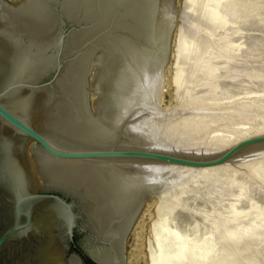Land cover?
I'll list each match as a JSON object with an SVG mask.
<instances>
[{"label": "rangeland", "instance_id": "rangeland-1", "mask_svg": "<svg viewBox=\"0 0 264 264\" xmlns=\"http://www.w3.org/2000/svg\"><path fill=\"white\" fill-rule=\"evenodd\" d=\"M171 24L160 76L126 103V123L191 154L264 133V0H173ZM177 168L130 229L126 264H264V150Z\"/></svg>", "mask_w": 264, "mask_h": 264}, {"label": "water", "instance_id": "water-1", "mask_svg": "<svg viewBox=\"0 0 264 264\" xmlns=\"http://www.w3.org/2000/svg\"><path fill=\"white\" fill-rule=\"evenodd\" d=\"M2 2L8 8L21 4V0ZM170 3L172 20L173 0ZM43 4L50 15L47 21L35 18L32 37L24 33L20 36L24 41L31 38L36 59L45 52L52 60L34 81L26 79L28 68L24 67L10 75L15 59L10 29L16 26L15 18L19 16L14 9L12 13L0 10V264H84L83 257L93 264H126L128 233L152 196L143 197L135 187L111 173L112 162L213 167L264 150V133L218 152L192 154L115 141L87 142L54 131L50 134L56 140L52 139L12 104L13 98L31 91L36 102L46 95L38 103L39 111L45 117L56 115L57 106L65 99L61 88L65 69L94 40L74 43L76 39L71 37L91 29L98 20L83 17L81 9L69 12L62 0H44ZM133 17L128 20L131 22ZM92 68L86 70L82 83L87 108L94 115L101 105L96 99L90 103V96L97 95L96 85L103 95L109 84L93 80ZM117 134L124 136L119 128Z\"/></svg>", "mask_w": 264, "mask_h": 264}, {"label": "bare ground", "instance_id": "bare-ground-1", "mask_svg": "<svg viewBox=\"0 0 264 264\" xmlns=\"http://www.w3.org/2000/svg\"><path fill=\"white\" fill-rule=\"evenodd\" d=\"M62 1L65 3L69 12L74 13L81 9L83 17L98 20L96 25L91 29L73 35L71 39H76L74 43L88 38H94V40L91 44L87 45L82 53L73 58L69 68L67 67L65 69L61 83V88L65 92V99H63L62 103L60 102L59 107L57 106L58 113L56 115L53 117L42 116L38 103L42 102L43 98H46V95L45 97L41 96L35 102L32 98L31 91H25L15 96L12 104L23 111L26 118L32 120L38 128L45 131L54 140H56V137L50 134L53 131L68 136V138L87 142L109 144L115 141L117 143L121 142L126 146L170 150L171 145L167 143L162 142L158 145H152L150 143V137L141 134L135 125H132V123L127 124L126 122L128 121L124 119L127 114L124 110L127 107L126 105L130 104L128 101L132 98V95L136 94L135 92H138L139 88L148 82L151 85L155 78L160 76H156V74L159 73V69H162L165 58L167 57L169 32L171 28L170 13L172 6L171 3L170 5L167 4L170 0ZM43 3L44 0H21L19 6L8 8L0 0V10H3V13H12L15 11V15L19 16L15 18L16 26L10 29L15 41V59L10 75L16 73V71L17 73L21 71L18 69L20 67L28 68L27 72H25V77L29 81H34L41 76L52 62L50 54L45 52L39 54L40 59H36L33 51L34 43L31 38L25 39V41L20 38V36H23L21 35L22 33L32 37V33L34 32L32 20L34 21L36 18V21H44L45 23L47 18H49V11ZM160 8H164V10ZM11 9H14V11ZM161 10L162 14L159 15V11ZM133 15L134 17L130 22L128 17H132ZM23 17L29 19H22ZM25 22H27V26H24ZM166 22L167 32L165 31ZM166 33H168V36ZM90 66L93 67L91 73L93 80L97 79L109 84L108 91L103 95L100 92V87L98 85L95 87L97 95L94 100L96 99L95 101L101 107L99 112L94 115L87 108L84 90L85 84L83 87L82 83L84 74ZM153 85L156 84L154 83ZM137 95L140 96V94ZM30 99H33V102H29ZM131 111H135V109ZM139 121L138 124H140ZM122 122L124 123L122 124ZM134 122L133 124H135ZM118 128L124 136L118 137ZM151 138L153 139V137ZM155 141L156 139L153 142ZM158 141L161 142L160 140ZM173 148L171 149L174 150ZM177 166L180 168L183 167L187 171L191 169L188 172L193 171L192 168L199 170L202 168H210L180 166L168 163L114 161L110 164L109 171L135 187L143 197L150 196L152 193L160 197V191L163 190V187L160 190L161 186H163L160 184L163 183L160 180L164 181L160 178L165 174H169L170 170L179 169ZM187 171L181 172L183 174V172L186 173ZM160 174H162L161 177ZM158 196H155V198Z\"/></svg>", "mask_w": 264, "mask_h": 264}, {"label": "flooded vegetation", "instance_id": "flooded-vegetation-1", "mask_svg": "<svg viewBox=\"0 0 264 264\" xmlns=\"http://www.w3.org/2000/svg\"><path fill=\"white\" fill-rule=\"evenodd\" d=\"M76 237V236H75ZM83 237V236H82ZM83 260H84V264H89L88 262H87V260H89L88 258H86V257H83Z\"/></svg>", "mask_w": 264, "mask_h": 264}, {"label": "trees", "instance_id": "trees-1", "mask_svg": "<svg viewBox=\"0 0 264 264\" xmlns=\"http://www.w3.org/2000/svg\"><path fill=\"white\" fill-rule=\"evenodd\" d=\"M87 262H88L89 264H93L90 260H87Z\"/></svg>", "mask_w": 264, "mask_h": 264}]
</instances>
